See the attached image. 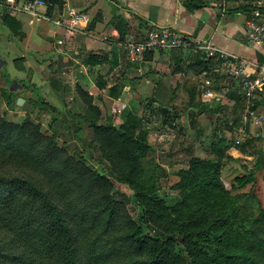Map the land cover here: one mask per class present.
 I'll return each instance as SVG.
<instances>
[{
	"label": "trees",
	"instance_id": "trees-1",
	"mask_svg": "<svg viewBox=\"0 0 264 264\" xmlns=\"http://www.w3.org/2000/svg\"><path fill=\"white\" fill-rule=\"evenodd\" d=\"M48 1L50 10L63 7V0ZM204 5L203 0H186L189 10ZM1 19L11 36L24 38L14 16L5 13ZM114 21L119 40L126 42L128 21L121 16ZM90 61L109 59L92 54ZM196 64V72L210 66L204 59ZM113 73L115 78L100 75L97 81L117 98L125 81L119 77L122 70ZM224 76L216 74L215 89ZM197 87L188 88L189 107L204 105ZM77 92L87 109L77 116L76 132L81 123L92 128V141L111 173L131 188L139 219L118 197L112 177L88 163L86 152L73 155L31 116L16 122L0 113V264H264V210H241L222 182L224 158H231L227 139L214 137L212 157L191 156L189 167L180 172L176 199L170 200L161 191L148 129L137 111L123 110L116 123L104 117L81 85ZM157 93L147 105L161 104ZM46 106L56 109L39 94L38 107ZM171 113L178 118L176 110ZM251 179V173L236 177L239 185Z\"/></svg>",
	"mask_w": 264,
	"mask_h": 264
},
{
	"label": "crops",
	"instance_id": "crops-1",
	"mask_svg": "<svg viewBox=\"0 0 264 264\" xmlns=\"http://www.w3.org/2000/svg\"><path fill=\"white\" fill-rule=\"evenodd\" d=\"M203 1L207 5L189 10L186 0H63L61 9L72 7L85 11L89 16L87 24L77 31L68 30L56 23L61 11L59 8L50 10L43 6L36 14L27 12L10 14L22 25L25 35L23 39H20L21 41H29L37 32L44 41L50 42L49 46L56 54L49 61L48 67L50 68L47 74L43 73L45 66L43 63L30 62L32 65L26 69V56H21L24 75L17 76L18 83L7 86L8 88L12 86L8 91L13 92L18 88L29 87L32 90L33 87L38 90V95L55 89V95L60 97L59 93H62L69 83L76 91L77 86L81 85L84 90L94 96L95 102L101 106L98 95L103 93L109 96V93L107 95L109 90L99 87L98 76L102 75L105 79L115 78L113 72L118 73L120 70L123 73L119 77L121 81H125L121 94L126 92L131 96L141 93V88L145 84L152 94L164 89L163 91L168 93L174 94L175 92V95L189 93L184 86L186 80H191L192 83L194 81L198 88L202 85L203 69L196 72L195 68L197 61L206 58L202 54L192 52L191 48L170 49L169 51L155 49L149 52L142 62L131 60L129 53L122 45L125 42L119 40V30L114 21L117 16L128 21L126 42L134 38H138V41L142 40L141 38L146 36L147 31L155 26L174 27L192 42L210 40L231 53L247 58L251 64L246 68L245 73L252 75L255 72V63L264 61V43L249 41L245 22L250 17L264 21V0ZM5 13L7 12L0 8V18ZM21 16L28 17V25H32L29 30L25 28L26 20ZM36 21H39V24L33 27ZM58 37H66L68 40L63 50L57 44ZM44 48L45 46L42 47ZM75 49L79 52L77 55L74 52ZM92 54L100 57L108 56L109 61L93 64L90 61ZM209 63L208 69L218 66L217 60L211 59ZM50 64L52 66H49ZM99 71L101 74L97 76L95 82L92 80V75ZM218 74L224 76L220 71ZM212 78L211 87L216 92L213 103L219 110L225 109V105L234 108V105L242 99V97L239 99L240 79L224 76L219 84L220 88L215 89L213 87L216 82L215 72ZM201 98L203 102H209L204 98L203 93H201ZM263 98L264 85L257 95L260 110H264ZM116 100L121 101L120 98ZM219 115L223 113L219 112ZM229 151L234 156L244 155L239 147L233 146Z\"/></svg>",
	"mask_w": 264,
	"mask_h": 264
},
{
	"label": "rangeland",
	"instance_id": "rangeland-1",
	"mask_svg": "<svg viewBox=\"0 0 264 264\" xmlns=\"http://www.w3.org/2000/svg\"><path fill=\"white\" fill-rule=\"evenodd\" d=\"M21 18H25V28L29 30L32 25H28V17L21 16ZM38 24L39 21H36L33 27ZM138 40V38H134L132 41ZM132 41L127 40L129 43ZM49 45L50 42L44 41L37 32L29 41H21L19 38L11 36L8 27L0 18V113L16 122H21L26 116H31L41 122L44 134H54L59 144L67 148L73 155L86 152L88 154L87 161L91 166L112 177L118 197L126 202L128 211L138 220L141 212L132 199L133 192L127 184L120 183L111 173L109 161L102 156L98 145L92 141V128L87 123H81L82 130L79 133L83 134V138L78 136L76 128L80 123H78L77 116L85 113L87 107L79 93L75 89L73 90L69 83L66 85L67 88L59 93L60 97L55 95V89L41 94L48 103L56 107L55 110L49 107L50 105L42 109L38 107L39 94L37 95L38 90L33 87L32 90L29 87L18 88L13 92L8 91L11 90L14 83H18L17 76L24 75L23 59L19 58L21 56H26V69L32 65L30 62L43 63L45 64L44 69L46 68L43 69V73L47 74L50 68L48 67L49 61L56 54ZM44 46L45 48L42 49ZM162 50L169 51L170 49ZM218 72L215 71V74ZM100 74V71L93 74L92 80L96 82L97 76ZM223 74L228 76L225 72ZM10 84L12 86L8 88L7 86ZM192 84L194 81L192 83L191 80H186L184 82L186 90ZM201 89V86L199 89L197 87L198 91ZM163 90L157 91V97L161 100V104H155V106L147 105L148 97L153 94L150 93L146 84L141 88V93L131 96L123 92L117 97L126 104L123 110L135 109L148 129V140L153 146L151 157L158 164L159 184L163 194L167 195L170 200H175L179 192L177 184L182 180L180 172L189 167L191 156L212 157L214 137L223 136L230 145L226 155L228 157L231 155L229 159L224 158L221 174L224 187L237 200L241 210H250L255 214L264 210V110H260L257 105L255 108L251 107L254 113L248 111L242 93H239V99L241 97L242 99L234 105L235 107L233 106L234 108L225 105V109L219 110L212 100L204 102L202 106L189 107V93L175 95V92L172 94ZM7 94H12L11 103L8 101ZM63 94H65L64 97ZM98 96L104 117L111 116L116 123H120L123 110L117 111L116 98L103 95V93ZM18 97L25 98L23 105L17 104ZM96 101L98 102V100ZM257 101V97L252 99L251 105ZM33 102H36V105L32 104ZM166 107L173 108L172 111L176 110L179 114L178 118L174 114H170L172 111L169 112ZM57 109L60 113L57 112ZM219 112H222L223 115H219ZM53 116L57 117L54 122L52 121ZM238 139L239 141H237ZM233 146L239 147L244 155H232L229 149ZM249 173H251L252 179L245 185H239L236 177Z\"/></svg>",
	"mask_w": 264,
	"mask_h": 264
},
{
	"label": "built area",
	"instance_id": "built-area-1",
	"mask_svg": "<svg viewBox=\"0 0 264 264\" xmlns=\"http://www.w3.org/2000/svg\"><path fill=\"white\" fill-rule=\"evenodd\" d=\"M51 7L48 0H0V8L7 13L14 15L18 12L36 14L40 7ZM258 13V12H257ZM89 20L88 14L76 8L61 9L56 23L71 31H77L84 27ZM245 29L249 41L264 43V21L250 17L245 22ZM68 40L66 37H58L57 44L61 50L64 49ZM130 55V59L136 62L144 61L147 53L155 49L191 48L192 52L202 54L204 58L217 60L215 68H205L202 71L204 77L202 93L207 101L213 100L216 96L215 90L211 87L215 71L226 73L228 76L240 79L241 93L245 101L246 109L252 113V99H255L258 92L264 85V61L255 63V72L252 75L245 73L246 68L251 64L247 58L240 57L228 50L215 45L212 41L192 42L181 34L176 28L168 26H155L149 29L146 36L140 41L125 42L122 44ZM77 55L79 52L74 50ZM117 111H122L125 103L117 100ZM252 107V108H251ZM239 141V139L237 140Z\"/></svg>",
	"mask_w": 264,
	"mask_h": 264
},
{
	"label": "water",
	"instance_id": "water-1",
	"mask_svg": "<svg viewBox=\"0 0 264 264\" xmlns=\"http://www.w3.org/2000/svg\"><path fill=\"white\" fill-rule=\"evenodd\" d=\"M24 102H25V98H23V97H18V99H17V104H18V105H23Z\"/></svg>",
	"mask_w": 264,
	"mask_h": 264
}]
</instances>
